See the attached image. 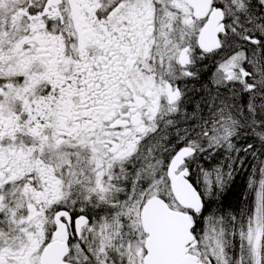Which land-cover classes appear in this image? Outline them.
I'll return each instance as SVG.
<instances>
[{"label":"snow or ice","instance_id":"6c2138e0","mask_svg":"<svg viewBox=\"0 0 264 264\" xmlns=\"http://www.w3.org/2000/svg\"><path fill=\"white\" fill-rule=\"evenodd\" d=\"M0 264H264V0H0Z\"/></svg>","mask_w":264,"mask_h":264}]
</instances>
